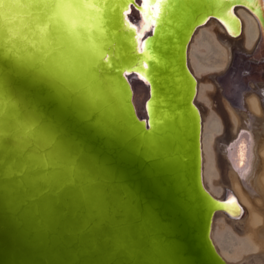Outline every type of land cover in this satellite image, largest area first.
Here are the masks:
<instances>
[{"label": "water", "instance_id": "water-1", "mask_svg": "<svg viewBox=\"0 0 264 264\" xmlns=\"http://www.w3.org/2000/svg\"><path fill=\"white\" fill-rule=\"evenodd\" d=\"M178 1L168 8L155 32L152 29L142 40L151 41L158 57L155 63L147 61L146 72L152 74L154 93L150 96L155 102L165 85L177 88L170 98L184 102L178 90L182 80L189 79L185 102L197 127L194 143L200 118L192 104L195 80L186 69L184 51L189 34L205 12L191 13L182 26L175 25ZM237 4L228 3L227 17H233ZM122 7L123 0H109L107 10L100 11L101 30L97 32L103 41L100 45L113 53L111 59L88 50L86 55L98 62L90 67L94 76L100 72L102 77L117 79L128 102L131 89L125 76L134 72L130 70L141 54L135 51L133 32L122 25ZM37 8L51 12L54 5L35 2L26 9L36 12ZM9 41L0 26V63L6 69H20L6 74L0 90L5 124L16 125L13 132L19 146L15 154L5 153L0 159V264H226L213 247L209 231L214 213L220 209L231 213L230 204L204 189L199 152L193 146L198 199L192 201L178 121L161 122L150 132L148 122L141 116L138 119L132 107V116L118 112L116 95L108 100L89 98L82 85L75 88L58 80L51 59L41 60L44 51L29 54ZM57 90L77 100L78 114L58 113L50 98ZM10 98L17 101L14 119H10L14 115L8 108ZM26 101L38 102L49 118L59 116L62 142L26 134L31 122ZM162 112L168 116L165 107ZM174 149L185 160L170 155Z\"/></svg>", "mask_w": 264, "mask_h": 264}, {"label": "bare ground", "instance_id": "bare-ground-1", "mask_svg": "<svg viewBox=\"0 0 264 264\" xmlns=\"http://www.w3.org/2000/svg\"><path fill=\"white\" fill-rule=\"evenodd\" d=\"M226 2L223 4L224 2L221 3L216 0H179L175 5H180V8L173 20L175 21V25L182 26L184 20L188 21L190 19L191 13L205 12V16H203L202 19L208 17V15H215L216 17H211L210 22L207 23L214 25L212 27L214 28V32H209L220 46L223 56L227 59L226 65L222 69L196 73L191 69L190 62L188 63V58L186 57L188 70L197 83V86L195 85V89H197L195 93L196 98L193 100L201 116L200 166L204 188L213 198H217L218 200L226 199L231 195L241 204L240 206H242L243 210V216H239L240 218L234 217L221 210L218 211L214 218L212 217L213 221L209 238L213 247L217 250V253L226 264H264V100L261 92L262 86L254 83L252 85L253 100L248 99L246 101L245 110H236L227 97L222 94L223 85L227 87L228 85L232 86L233 81L232 75L230 74L234 75L233 71L227 76L230 79H224L225 83H223V85L217 82V76H223V73L227 72L226 70L230 67L235 53L243 52L248 55L256 50L257 46L255 45L258 39H251L248 26L252 24L258 35L260 34V26L256 15L258 13L254 12L256 10H254V5L250 4L251 2L249 4L250 7L253 6L251 9L254 11L244 5L237 6L236 17H238L241 22L242 33L239 39L231 38L226 28L220 23L221 20H224L229 26H234L231 24L234 22L227 18V16L224 17L222 15L224 14V9H226L225 6L228 5ZM138 6H143L142 0H135L134 5L128 6L131 12L127 17L131 20L130 22L132 24L138 26V28L135 29L136 34L142 33V35H146L149 33L145 32L143 29L150 27L153 29L157 24H150L148 22V17L142 18L138 11ZM26 8L27 7L22 8L18 13H13V18L16 15L20 17L13 23L12 20L9 19L10 10L6 6L5 19L3 23H0V26L5 28L7 40H10L9 42L14 44L15 41L17 47L20 48L21 46V48L24 49V51L26 50L29 54L44 51V54L41 55V60H45L47 56L51 59L52 70L56 73V75H54L59 78L58 80L64 84L70 82L75 88H79L82 85L86 95L93 100H108L111 96L116 95L117 100H120V105L117 106L118 112H123L125 116H132L133 108L138 119L144 117L145 123L148 122L150 132L154 131L155 125L156 129H158L159 126L157 125L161 122V124H164L170 119H176L178 121L181 127L179 133H182V135L179 136L181 142H183L180 146L182 148V153L186 156L185 159L188 161L185 166L188 171L185 177L186 184H189L188 193L192 201L198 199V195H196L194 190V180L196 179V173L194 174V161H197V156L195 157V154L192 152L193 147L195 151L198 152L197 135H195L194 143L192 142V135L195 134L194 129L197 130V127L194 125V117L190 108L186 106L185 102L187 101V94L190 89L189 79H183V85L180 86L178 90L179 93H182L179 98L184 102L180 103L178 99L170 98L177 88L167 85L163 86L161 91L157 89L158 96L155 97V99L157 98L155 102L150 96L154 93L151 92L152 88L150 87V82L145 83L141 80L137 74L139 69H137V71L125 76L131 89V95H129L128 102H126V97L119 90L120 84L117 79L102 77L100 72L96 73L94 76L93 69L91 70L90 68L91 64L96 65L98 62L94 60V58H90V55L88 58L86 52L89 51L93 55L95 52L100 53V58H105L107 60H110L113 55L110 50L108 51L100 45L101 42L103 44V41L99 38L97 30L93 28L91 32V41L88 40V33H86L83 28L77 26L74 31L72 30L71 24L73 20H77L81 23H93L94 21L90 18L92 15L91 12H89L88 15H76L67 12L65 14L68 17L67 20L57 15L56 19L52 21L50 17L55 11V8H50V10L52 9L51 12L42 10L43 8H37L36 12H32L30 9ZM210 8L213 10L206 13ZM98 11H101V8L98 9ZM111 11H113V9H111ZM122 11H126L125 6ZM217 17H219V19ZM200 21L201 20H198L196 23H200ZM125 23L126 21L124 23L122 21L123 27H125ZM46 24L48 25L47 31L42 37L40 34V27ZM263 26L264 25H262V27ZM203 28L209 30L207 27ZM152 29L150 30V34ZM189 30L191 31V29ZM201 30L202 28L200 27L195 31L192 40H190L191 43L197 41L198 33ZM96 35L100 40L95 37ZM142 35H139L140 43L144 41H141ZM190 35L191 33L189 36ZM134 39L136 41V35H134ZM135 51L138 52L137 44ZM242 55H240L242 58H238V62L236 63L235 70L238 68V71L235 75L237 76L234 75L239 82L242 81V78L238 73L240 72L241 66L243 68L245 67L244 60L246 59L243 57L244 55ZM54 56H56V58ZM131 68H133V66ZM121 72H124V69ZM144 72L146 73L147 69H145ZM228 80L231 81L229 82ZM170 84H176V81H170ZM228 89L230 88L228 87ZM231 93V89L227 91L229 97ZM109 102L110 100L107 104H110ZM164 103H166L165 106ZM163 107L167 109L168 116L166 117L162 115ZM210 119H215L220 128L219 132L215 133L209 130L210 136L206 139L204 145L203 137L206 132V122ZM162 136L166 137V135ZM170 136L172 137V133ZM250 151H252L253 172L245 182V180L243 181L241 179V174L244 164V172L247 173ZM170 155H176L178 159L185 160L176 149L171 150ZM206 165H209V171ZM2 170L4 171V169ZM47 178L49 177L47 176ZM190 191L193 195L190 194ZM224 226H231L234 232L239 236L247 235L257 247L256 250L251 254H240L241 256L237 260L226 261L219 253L214 238V231Z\"/></svg>", "mask_w": 264, "mask_h": 264}, {"label": "snow or ice", "instance_id": "snow-or-ice-1", "mask_svg": "<svg viewBox=\"0 0 264 264\" xmlns=\"http://www.w3.org/2000/svg\"><path fill=\"white\" fill-rule=\"evenodd\" d=\"M35 2H44V3H52L54 5L55 11L53 12L50 19L54 21L57 15L62 16L64 19H68L67 12H71L76 15H88L89 12L92 13L91 19L94 21L93 23H81L77 20H73L71 27L74 31L77 26L83 28L86 33H88V40L91 41V32L93 28H95L98 32L101 30V19L102 13L98 11L100 8H105V5L109 2V0H0V23H3L5 19V7L10 10L9 11V19L15 23V20L19 19V15H16L13 18V13H18L22 8L30 7L31 4ZM115 2V0H113ZM174 0H142V7L138 6V11L141 14V17H148V22L152 25L161 23L164 19L165 14L168 11V8ZM239 2L243 3V0H239ZM126 11H122L121 17L123 21V17H125L128 12H130L129 5H134L135 0H123ZM105 10H107L105 8ZM219 19V17H217ZM233 20L236 18L233 16ZM207 21L202 19L200 21L201 24L206 23ZM221 23L224 24L225 28L228 29L230 35H238V31L229 26L224 20H221ZM238 23V21H237ZM48 25H44L40 27V34L43 37L46 34ZM136 25H133L130 21L125 23V28L131 30L134 35L137 36L135 44L138 45V52L141 54L137 58L136 67L131 69L130 71H138L139 78L143 80L145 83H149L152 77L151 73H145L144 70L148 68V64L146 61H153L154 63L158 60V57L154 50L151 47L150 40H144L143 43L139 42V35L136 34L135 29ZM146 31L147 29H143ZM155 32V28H153ZM78 35V33H77ZM20 71L19 68L10 66L7 69L4 67L2 63H0V90H2L3 85L6 80V74ZM50 98L56 103L58 113L63 114L65 112H73L78 114V102L75 98L68 97L64 95L62 92L57 90L55 93H50ZM21 99H24L21 97ZM27 108L29 109V115L31 117V122L25 128L26 134H38L40 136L45 137L51 143H57L58 141L62 142L63 132L59 123V116L53 115L51 118L47 117L40 111V107L38 102L36 101H26ZM4 107L5 101L2 96H0V159H3L5 153L10 155L15 154L18 151V144L16 142V137L13 132V128L16 127L14 124H8L6 126L4 120ZM17 107V101L14 99H9L8 108L10 111L14 113V110ZM15 118L14 115L10 116V119ZM73 165H76V161H73ZM228 204L236 205V201L234 197L229 195V199L227 201Z\"/></svg>", "mask_w": 264, "mask_h": 264}, {"label": "rangeland", "instance_id": "rangeland-1", "mask_svg": "<svg viewBox=\"0 0 264 264\" xmlns=\"http://www.w3.org/2000/svg\"><path fill=\"white\" fill-rule=\"evenodd\" d=\"M226 1L224 0L223 4H225ZM233 2H238V4L235 5L233 7V9H232L233 14L236 12L233 15L236 19L233 20L232 18H229V17H227V18H229L232 22H234V23H231V24L234 25L233 28H235V29L237 28L236 30L240 34L235 35V36L230 35L229 32H228V29L226 28L228 35L231 38H235V39L236 38L239 39L241 37V33H242L241 22H240L239 18L236 17L237 16L236 7L244 5L247 8L251 9L253 6L250 7V4L254 5V10H256V11H254L253 9H251V10H253L255 13H258L256 15H257V18H258V21H259L260 34L259 35L257 34V31H256L255 27L252 24L250 26H248L249 30H250V34H251V39L252 40L253 39H258L257 43L255 45V46H257L256 50H254L253 53L248 54V55H246L243 52L235 53L233 55L232 62L230 64V67H232V68L229 67L230 69L228 68L229 70L227 69L226 70L227 72L223 73V76H219L218 75L217 76V82H219L221 85H223V83H225L224 79L225 78H227V79L229 78L227 76H228V74H230V72L233 71L234 75L237 73L238 68H237V70H235L236 69V63L238 62V58L241 57L240 55L243 54L244 56L243 55L242 56L246 58L244 60L245 67L243 68L241 66L240 72L238 73V74H240V77L242 78V81L239 82L237 80V77H235L237 75L234 76L233 74H230V75H232L233 83H232V86L228 85V87L232 90V93L230 94V97H229V95L227 94V91L228 90L230 91V89H228L227 86L223 85L222 86L223 87L222 94H224L227 97L229 102L232 104L233 107H235L236 110H245L246 101L248 99L249 100L250 99L253 100V96H252L253 86L252 85L254 83L262 86L261 87V92L263 94V100H264V26L262 27V25H264V0H247V1L243 0V3L239 2V0H228L226 3L228 4V3H233ZM130 6H132V5H130ZM225 8H226V6H225ZM130 12L124 17L126 22L131 21L127 17V16L130 15ZM222 15L224 17L227 16L225 13L222 14ZM214 16L215 15L208 16L207 17L208 19L206 18L207 19L206 23H203V24L198 23L199 25L197 24L195 26V28L191 32V35L188 38V42L186 44L185 51H184L185 65H186V69H187L188 72H189V70H188V67H187V64H186V59L187 58H188V63L190 62L191 69L194 70L196 73L222 69L226 65V62H227L226 61L227 60L226 57L223 56L222 51L220 49V46L216 43L215 39L213 38V36H211V33L209 32V31H213L214 28H212V27L214 25L207 24V23L210 22V18L214 17ZM237 21H238V23H237ZM220 23H221V21H220ZM261 23H263V24H261ZM221 24L224 26L223 23H221ZM200 27L202 28V30L198 33L197 41L195 43L194 42L191 43L190 40H192V37H193L195 31L198 28H200ZM203 27H207L209 30H207L206 28H203ZM137 28H138V26L136 27V29ZM151 29H152V27L147 28V30L145 32L150 34V30ZM239 31H241V32H239ZM143 35H145V34H143ZM141 41H143L142 38H141ZM232 63H233V65H232ZM220 75H222V74H220ZM190 76H191V74H190ZM228 81L230 82L231 80H228ZM195 83H196V81H195ZM195 85L197 86V83ZM196 86H195V88H196ZM194 91L196 93L197 89H195ZM195 95L196 94H194V96ZM194 98H196V96ZM193 99H192V104L197 109V112H198V115H199V118H200L199 123L201 124V116L199 114L198 107L194 103L195 99L194 100ZM200 128H201V125H199V135H198L199 159L201 158L200 157ZM219 128H220V126H219L218 122L215 119H210V120H208V122H206V132H205V135L203 137L204 145H205L206 139L210 136L209 130H212L215 133V132H219ZM199 162H200L199 164L201 165V159L199 160ZM247 164L249 165L247 173L244 172L245 171V164H244L243 171H242V174H241V179L243 181L245 180V182L249 179V177L251 176V174L253 172L252 171V166H253L252 165L253 164L252 151L249 152V159H248V163ZM206 168L208 170L209 165H206ZM207 170H206V173H207ZM200 174H201V166H200ZM244 174H245V177H244ZM201 182H202V176H201ZM202 185H203V182H202ZM203 187H204V185H203ZM226 199H229V197L226 198ZM220 200H223V199H220ZM240 205L241 204L238 201H236V205H231L230 204L229 206H227V209H229L230 210L229 212H231L229 214L234 216V217H239V216L242 217L243 216V210H242V206H240ZM225 206L226 205L223 204V207H225ZM234 206H238V207L234 210ZM220 210L223 211V209H220ZM220 210H217L214 213L213 218H214L215 214H217V212L220 211ZM224 212H226V211H224ZM212 221H213V219H212ZM212 221H211V224H212ZM210 230H211V226H210ZM209 234H210V231H209ZM214 238H215V242H216L215 244L218 247L219 253L222 255V257L226 261L237 260V259L240 258V256H241L240 254H244V255L251 254L257 248L255 246V244L253 243V241L251 239H249L247 235L246 236L237 235L234 232V229L231 226L230 227L224 226V227H222L220 229H216L214 231Z\"/></svg>", "mask_w": 264, "mask_h": 264}]
</instances>
